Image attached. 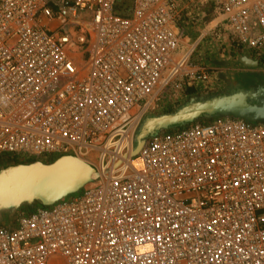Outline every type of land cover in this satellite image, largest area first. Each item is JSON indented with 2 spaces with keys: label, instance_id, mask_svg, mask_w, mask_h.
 Here are the masks:
<instances>
[{
  "label": "built area",
  "instance_id": "built-area-1",
  "mask_svg": "<svg viewBox=\"0 0 264 264\" xmlns=\"http://www.w3.org/2000/svg\"><path fill=\"white\" fill-rule=\"evenodd\" d=\"M183 1L211 3V24L264 51V0ZM185 10L0 0V158L90 151L98 163L78 195L0 227V264H264V121L160 131L135 155L160 94L207 79L191 62Z\"/></svg>",
  "mask_w": 264,
  "mask_h": 264
},
{
  "label": "rangeland",
  "instance_id": "rangeland-1",
  "mask_svg": "<svg viewBox=\"0 0 264 264\" xmlns=\"http://www.w3.org/2000/svg\"><path fill=\"white\" fill-rule=\"evenodd\" d=\"M179 5L186 7V10L182 14L181 27L187 38L190 39V45H195L191 62L194 66L204 71L207 79L203 81H191L179 78L170 87L165 89L160 94L155 105L147 113L137 137H140L144 126L152 119L178 115L180 112H182L180 114H183L184 112L206 109L212 99L220 96L248 93L247 102L249 104H255L259 99L254 95V91L258 86L252 83L251 77L260 72L264 75V51L255 52L244 48L243 50L240 49L241 47L230 40L228 35L221 33L216 28V23L211 24L216 18L214 10L213 13L210 12L208 14L211 20L205 22L202 19V16H205L202 9L206 4L200 7L201 10H199L198 5H188L183 0H179ZM117 14L120 13L117 12ZM244 57L256 62L257 65H246L243 61ZM205 115L208 116L204 117L203 122L220 116H230L213 113ZM175 128L176 126H172L168 129ZM152 135H147L145 139L147 140ZM59 157L60 155L54 154V156L45 159L53 162ZM11 166H7L0 173L6 171ZM78 194H72L69 197ZM28 209L24 204L18 208L10 209L6 204L0 202V227H13L23 215L31 213V211L28 212Z\"/></svg>",
  "mask_w": 264,
  "mask_h": 264
},
{
  "label": "water",
  "instance_id": "water-1",
  "mask_svg": "<svg viewBox=\"0 0 264 264\" xmlns=\"http://www.w3.org/2000/svg\"><path fill=\"white\" fill-rule=\"evenodd\" d=\"M243 61L248 66L257 65L246 57ZM254 95L264 97V84L256 88ZM248 96V93L220 96L212 99L206 109L152 119L144 126L137 139L135 155L142 149L147 135H152L159 129L192 123L208 113L230 114L254 122L264 121V103L249 104ZM75 157L62 156L53 162L38 160L11 166L0 173V202L10 209L35 201L53 205L72 194L79 193L91 181L93 171L85 168Z\"/></svg>",
  "mask_w": 264,
  "mask_h": 264
},
{
  "label": "trees",
  "instance_id": "trees-1",
  "mask_svg": "<svg viewBox=\"0 0 264 264\" xmlns=\"http://www.w3.org/2000/svg\"><path fill=\"white\" fill-rule=\"evenodd\" d=\"M213 10L214 9H213V6H212L211 3H208V4H206V6L203 7L202 11L205 14L203 19H204L205 22H209L211 20L209 18L208 14L210 12L213 13ZM240 49L243 50V48H240ZM180 113H182V112H180ZM180 113H178V114H180ZM228 115H230V114H228ZM206 116H208V115H204V116L200 117L199 119L195 120L192 123L178 124V125H176V128H183V127H187V126H190L192 124H197V123L205 124V123H209V122H211L213 120V119H211V120H208L206 122H203L204 121L203 119ZM164 130H167V129H164ZM164 130L163 129H159L155 133L160 132V131H164ZM43 160H44V162H51L49 159L48 160L47 159H43ZM34 161H36V160H34V159L24 160V159H19V158L15 157V156H3V157L0 158V171H3L4 168H6L7 166H11V165H14V164H19V163H32ZM24 205H26L29 208L28 212H30V211L32 212V211H34L35 209H37L39 207H48V206H50V205H44V204H42L39 201H35L33 203H26Z\"/></svg>",
  "mask_w": 264,
  "mask_h": 264
},
{
  "label": "bare ground",
  "instance_id": "bare-ground-1",
  "mask_svg": "<svg viewBox=\"0 0 264 264\" xmlns=\"http://www.w3.org/2000/svg\"><path fill=\"white\" fill-rule=\"evenodd\" d=\"M195 46V45H194ZM192 46V48L194 47ZM191 48V49H192ZM156 132V131H155ZM141 133V132H140ZM138 135V134H137ZM138 139V137H137ZM88 155V158H86L84 155L80 154L78 156L75 157V159L79 162H81L85 168L89 169V170H92V175H91V181L92 180H95L96 178V173H97V169H98V163L96 161V158H97V153L96 152H90L87 153ZM90 183V182H89ZM88 183V184H89Z\"/></svg>",
  "mask_w": 264,
  "mask_h": 264
},
{
  "label": "flooded vegetation",
  "instance_id": "flooded-vegetation-1",
  "mask_svg": "<svg viewBox=\"0 0 264 264\" xmlns=\"http://www.w3.org/2000/svg\"><path fill=\"white\" fill-rule=\"evenodd\" d=\"M252 83H254L256 86H259L261 84H264V75L260 73H256V75H253L251 77ZM258 102L255 103L256 105H260L261 103H264V97H258Z\"/></svg>",
  "mask_w": 264,
  "mask_h": 264
}]
</instances>
